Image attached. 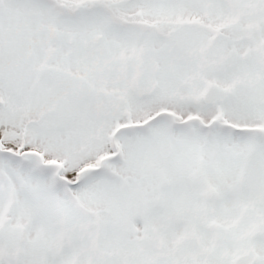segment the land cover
<instances>
[{
	"label": "snow or ice",
	"instance_id": "6c2138e0",
	"mask_svg": "<svg viewBox=\"0 0 264 264\" xmlns=\"http://www.w3.org/2000/svg\"><path fill=\"white\" fill-rule=\"evenodd\" d=\"M0 264H264V0H0Z\"/></svg>",
	"mask_w": 264,
	"mask_h": 264
}]
</instances>
